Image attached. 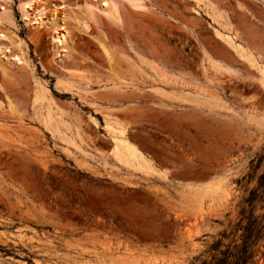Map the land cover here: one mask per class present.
Wrapping results in <instances>:
<instances>
[{
  "label": "rangeland",
  "instance_id": "1",
  "mask_svg": "<svg viewBox=\"0 0 264 264\" xmlns=\"http://www.w3.org/2000/svg\"><path fill=\"white\" fill-rule=\"evenodd\" d=\"M262 175L264 0H0V264H264Z\"/></svg>",
  "mask_w": 264,
  "mask_h": 264
},
{
  "label": "trees",
  "instance_id": "2",
  "mask_svg": "<svg viewBox=\"0 0 264 264\" xmlns=\"http://www.w3.org/2000/svg\"><path fill=\"white\" fill-rule=\"evenodd\" d=\"M264 187V175L260 176L258 179V188ZM256 190H252L249 192L248 197L245 200V203L251 207L252 204L256 201ZM262 202L264 203V196L261 198ZM254 223L251 222L249 217L247 218V225L242 229L246 232L245 239L243 240V244L241 249L236 253H229V252H219L220 256L214 258L213 264H247L248 261L252 258V253L250 252L248 240L249 234L252 232L251 229L253 228ZM220 245V243H219ZM218 245V246H219ZM213 250H216L217 246L212 247ZM229 257H232V260H229Z\"/></svg>",
  "mask_w": 264,
  "mask_h": 264
},
{
  "label": "bare ground",
  "instance_id": "3",
  "mask_svg": "<svg viewBox=\"0 0 264 264\" xmlns=\"http://www.w3.org/2000/svg\"><path fill=\"white\" fill-rule=\"evenodd\" d=\"M55 40L57 43H62L63 42V36L59 33H55ZM114 151L119 153V157L122 158L123 160H131L132 158V153L127 149L126 147L123 146L122 141H116V144L114 146Z\"/></svg>",
  "mask_w": 264,
  "mask_h": 264
}]
</instances>
